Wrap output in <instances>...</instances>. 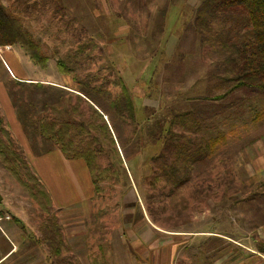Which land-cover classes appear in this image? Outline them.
<instances>
[{
	"label": "rangeland",
	"instance_id": "obj_1",
	"mask_svg": "<svg viewBox=\"0 0 264 264\" xmlns=\"http://www.w3.org/2000/svg\"><path fill=\"white\" fill-rule=\"evenodd\" d=\"M202 1L1 0L50 57L47 67L37 66L39 69L66 89L90 92L102 113L120 92L117 81H123L137 108L135 124L105 117L122 165L108 136L98 131L104 147L98 162L102 167H114L117 177L101 181L96 192L85 163L76 160L69 162L72 173L67 176L80 189L79 194L69 186L68 178L69 185L62 191L52 186L56 204L51 213L62 227L68 248H63L62 256L77 264H94L96 258L104 264L108 258L116 260L123 250L116 244L123 240L124 232L140 236L149 224L154 232L150 254L156 253L154 244L158 251L161 240H167L171 250L175 248L169 264L264 261V118L257 119L264 110V97L258 92L237 91L227 100H214L226 87L209 76L216 57L201 47L193 27L195 10ZM80 46L86 49L75 55ZM12 49L0 48L3 70V63L9 61L2 52ZM59 59L72 73L59 72ZM9 84L0 81L6 102L11 98L16 109L0 97L5 127L29 164L35 161L45 174L53 169L56 174L60 165L56 144L33 135L24 113L28 111L36 123L48 115L63 120L67 105L77 104V98L66 90H54L50 98L57 102L53 110L45 109L39 102L43 95H16ZM29 102L33 110L24 105ZM82 108L84 119L74 120L87 121L92 111L86 102ZM192 112L197 122L189 135L193 139L222 138L223 143L194 166L186 184L175 187L159 176L161 159L171 163L170 150H175L163 149L161 142L153 144L156 142L147 134L156 123L168 127L176 115L174 132L187 135L179 119L185 113L188 120L193 119ZM17 115L23 116L20 123ZM47 154L50 156L44 157ZM158 155L162 158L154 161ZM59 174L61 179L62 172ZM0 194V214L11 217L18 233L16 253L8 258L9 264H54L48 259L47 245L41 242L44 221L51 216L41 211L1 165ZM64 200L71 207H57ZM155 238L159 240L154 242ZM111 261L109 264H115Z\"/></svg>",
	"mask_w": 264,
	"mask_h": 264
},
{
	"label": "trees",
	"instance_id": "obj_2",
	"mask_svg": "<svg viewBox=\"0 0 264 264\" xmlns=\"http://www.w3.org/2000/svg\"><path fill=\"white\" fill-rule=\"evenodd\" d=\"M193 27L201 47L209 49L216 57L212 75L209 76L214 77L220 85L226 87L222 94L214 96V100H227L237 91L258 92L264 97V0H203L195 10ZM7 46H19L29 59L42 69L47 67L50 60L41 45L35 41L33 34L0 0V48ZM85 49L86 47L80 46L75 55L83 53ZM57 68L61 74L72 73V69L61 59L57 62ZM76 81L81 82L78 79ZM15 84L20 88V92L14 91L16 95L18 93L24 95L25 92L43 95L39 102L45 105V109L51 110L57 101H53L50 97L55 94L54 90L61 89L50 85L18 81ZM116 85L120 87V92L111 98L109 108L104 113L95 107L97 105L91 93L82 90H76L77 93L68 91L77 98L78 102L67 105L69 107L64 111L66 117L63 120H55L52 115H48V117H39L36 123L37 119H31L28 111L24 113V116L29 118L25 120L30 121L33 127V135L39 134L45 140L54 142L66 159L82 160L85 163L96 192L100 190L98 185L101 181L110 180L118 175V171L116 172L111 165L102 167L98 162V157L104 151L98 131L108 136L109 143L116 152L118 163L120 165L123 163L105 117L114 121L117 119L123 123L137 122L138 112L131 93L123 81L118 80ZM90 89L95 91L93 87ZM85 102L89 104L92 113L87 121H81L84 119L82 107ZM13 105L15 106L14 102ZM24 105L33 110L31 102ZM191 115L193 117L191 120L185 117L186 113L179 119L181 129L184 132L188 131L187 135H176L174 132L176 115L171 117L168 127L156 123V127H149L153 130L147 134L156 142L153 144L161 142L163 149L172 147L175 150V152L170 150V154L174 157L173 161L168 163L167 160L161 159L159 168V176L164 177L170 184L173 183L175 187L186 184L194 166L223 143L222 138L205 139L197 136L195 139L198 141L193 139L189 134L194 133L191 126L196 125L197 116L195 117L194 112ZM18 116L23 120V116ZM77 118L81 120H74ZM262 118H264V110L257 115V119ZM23 126L25 129L26 125L23 124ZM30 144H33V140ZM160 158L162 156L158 155L154 161ZM0 165L15 179L41 211L51 216L44 221L43 241L40 240L49 249L48 259L54 264H77L73 259L62 256L63 248L66 250L68 248L63 241L62 227L55 215L51 213L52 196L27 162L22 151L17 148L10 131L4 125L1 114ZM94 264H104V261L100 262L96 258Z\"/></svg>",
	"mask_w": 264,
	"mask_h": 264
},
{
	"label": "crops",
	"instance_id": "obj_3",
	"mask_svg": "<svg viewBox=\"0 0 264 264\" xmlns=\"http://www.w3.org/2000/svg\"><path fill=\"white\" fill-rule=\"evenodd\" d=\"M3 48L4 47H2L1 49ZM12 48L13 49L10 51L2 52L4 56L8 59L9 64H7L6 62L3 63L4 70L0 67V81L1 80L10 81L12 84L11 85L9 84V85L12 86L15 91H17V89L20 91L19 86L15 84V82L18 81L22 83H36V84H42V85H50L53 87L65 89L73 93H77L73 90L62 87V84L53 80V77H50L48 73H45L46 70L39 69L36 65H34L30 61L26 53L20 47L15 46ZM7 90L8 88L6 89V93L8 96H10V92L9 90L8 91ZM4 96H5V90L2 89V87H0V97L1 99H3L2 102L6 103L8 106L11 105L14 108V111H16L11 98L8 103L6 102V99L4 98ZM0 104H1V101H0ZM0 110H1V105H0ZM16 119L20 123L18 115ZM49 156L50 154H47L44 157L48 158ZM55 157L58 159L60 163V165L56 166V174H55L54 169L52 173L48 174L46 172L45 174L44 169L42 167L40 169L38 167V164L35 161H34V164H30V166L33 168L38 178L41 180V182L47 187L48 191L50 192L52 196V200H53V207H55L56 200H55L54 195L52 194V190H51L52 186L53 187L57 186L59 188V191H62L65 186L69 185V181H68L69 179L71 181L69 186L74 190L75 194H79L80 192V189H78L74 185H71L73 184L72 179L69 176H67L68 173L70 172L72 173L69 162L76 161V160L66 159L64 155L59 151V149H57ZM38 162H40V160H38ZM59 172H62V175H63L61 176V179L59 178L60 176ZM63 177L65 178V180H63ZM62 203L63 204H60L57 207L63 208L65 206L70 205L67 202V200H64ZM2 215L3 214H0V216ZM149 225H145L146 228L144 229V232L140 236L135 235L133 231L128 233L130 230H126L124 232L125 236H123V240L121 242L119 241V244H116L118 245V247L123 249L121 253H119L115 257L116 260L118 261H116L115 259L111 261L108 258V260H106V264H109V261L115 264H169L168 257H169V254L172 256L174 255V250H175L174 246H173V250H171V247L168 245L169 242H167V240L165 239L161 240L158 251H157V247L155 246V244L153 245L156 253L154 254V256H151L150 249L148 248V246L153 244L152 239H153L154 232ZM17 234H18L17 227L14 223H12L11 221H6V220L0 221V264H9L8 258L11 257L14 254V252L16 253L15 250L17 247V244H16ZM157 240L159 239L155 238L154 242ZM145 247L147 248L145 249ZM107 256H108V253H106L105 258H107ZM260 264H264V261L261 262Z\"/></svg>",
	"mask_w": 264,
	"mask_h": 264
},
{
	"label": "built area",
	"instance_id": "obj_4",
	"mask_svg": "<svg viewBox=\"0 0 264 264\" xmlns=\"http://www.w3.org/2000/svg\"><path fill=\"white\" fill-rule=\"evenodd\" d=\"M2 220L10 221L11 217L9 215H2V216H0V221H2Z\"/></svg>",
	"mask_w": 264,
	"mask_h": 264
},
{
	"label": "water",
	"instance_id": "obj_5",
	"mask_svg": "<svg viewBox=\"0 0 264 264\" xmlns=\"http://www.w3.org/2000/svg\"><path fill=\"white\" fill-rule=\"evenodd\" d=\"M2 199H3V197H2V195L0 194V203H1Z\"/></svg>",
	"mask_w": 264,
	"mask_h": 264
}]
</instances>
